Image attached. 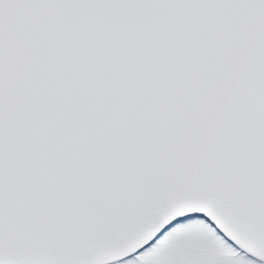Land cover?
I'll list each match as a JSON object with an SVG mask.
<instances>
[{"label": "snow or ice", "instance_id": "1", "mask_svg": "<svg viewBox=\"0 0 264 264\" xmlns=\"http://www.w3.org/2000/svg\"><path fill=\"white\" fill-rule=\"evenodd\" d=\"M0 264H264V0H0Z\"/></svg>", "mask_w": 264, "mask_h": 264}]
</instances>
